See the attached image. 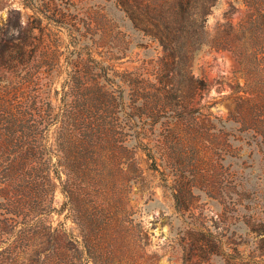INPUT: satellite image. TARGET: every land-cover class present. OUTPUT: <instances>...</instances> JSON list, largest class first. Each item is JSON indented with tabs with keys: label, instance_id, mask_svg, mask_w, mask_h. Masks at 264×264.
<instances>
[{
	"label": "rangeland",
	"instance_id": "374dc122",
	"mask_svg": "<svg viewBox=\"0 0 264 264\" xmlns=\"http://www.w3.org/2000/svg\"><path fill=\"white\" fill-rule=\"evenodd\" d=\"M138 1L0 0V264H200L196 232L264 249V74L206 46L189 107L140 106L162 48ZM246 14L218 0L209 30Z\"/></svg>",
	"mask_w": 264,
	"mask_h": 264
},
{
	"label": "trees",
	"instance_id": "16d2710c",
	"mask_svg": "<svg viewBox=\"0 0 264 264\" xmlns=\"http://www.w3.org/2000/svg\"><path fill=\"white\" fill-rule=\"evenodd\" d=\"M217 2L218 0H142L134 3L136 9L132 10L133 18L147 28L153 40L162 48L157 81L151 85L152 95L146 96L149 90L143 87V91L138 94V100H144L140 106L145 105L148 98L164 107H189L196 93L206 90L208 86L204 79L193 73V62L206 46L228 50L233 53L243 70L252 68L264 74V68L261 67L264 65V0H242L248 7L249 14L244 15L237 23L227 16L225 21L218 22L215 32L211 33L207 20ZM33 29L34 27H29L28 30ZM15 47L20 50L21 57L6 58L2 64L6 69L26 57L24 45ZM260 54L262 56L259 58ZM255 60L259 61L256 63ZM146 151L150 158H154L149 149ZM47 162L50 164V159ZM55 173L56 178L64 183L62 170L57 167ZM43 178L48 182L53 180L50 171ZM68 181L69 177L66 183ZM175 190L178 192L174 193V197L179 203L183 192L178 188ZM219 241L217 236L209 233H191L187 261L191 262L195 257L197 263H208L213 256L221 254L226 255L227 264H264V249L248 256H244L238 248L225 253L215 248Z\"/></svg>",
	"mask_w": 264,
	"mask_h": 264
}]
</instances>
